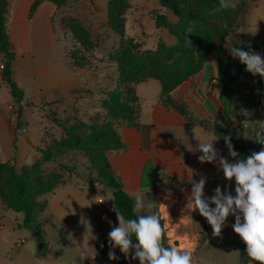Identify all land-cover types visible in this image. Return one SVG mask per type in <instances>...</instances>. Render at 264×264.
Returning a JSON list of instances; mask_svg holds the SVG:
<instances>
[{
	"label": "crops",
	"instance_id": "1",
	"mask_svg": "<svg viewBox=\"0 0 264 264\" xmlns=\"http://www.w3.org/2000/svg\"><path fill=\"white\" fill-rule=\"evenodd\" d=\"M37 1H8L7 33L15 56L11 70L13 81L24 94L22 119L27 124V130L25 133L18 131L9 106L20 105L13 99L2 78L0 160L15 165L19 171L29 169L42 160L39 150L41 143L48 142L52 137L58 141L64 136L61 127L50 125L47 116L51 112L60 121L103 112L100 99L88 92L87 78L81 76V72L71 71L65 55L57 49L59 38L54 19L58 7L50 1H43L31 13ZM108 1L104 6L106 16ZM237 1L247 5L243 24L226 41L233 39L234 46L258 53L264 58V0H233L235 6ZM154 8L155 5H151L150 9ZM141 34L143 31L132 36L126 33V36L136 38ZM0 58V61H5L3 54ZM218 59L217 54L211 55L199 74L171 92L173 101L183 109L169 107L163 102L158 81L136 84L139 109L137 126L117 124L116 131L124 148L107 152L110 166L121 181L123 191L134 202L137 193L143 195L144 202L153 192H157L158 196L166 195L174 203L171 218L187 223L185 233L198 239L201 237L203 216L198 210H193L194 205L188 201L192 187L190 181H198L201 175L207 178L205 197L213 196L218 185L234 196L235 181L226 180L215 163L199 162L197 157L202 153L190 151L189 148L195 149L197 139L207 141L220 137L214 141V146L221 156L232 162L223 137L231 135L235 151L240 147H250L258 128L256 121H264V105L253 112L245 111L255 92L253 82L249 76L241 73L240 68L244 64L238 58H233L225 45L220 52V60L228 65L230 74L237 80L233 95L223 100L219 83H212L214 78L218 79ZM262 148L264 145L260 144L258 151ZM240 158L245 159L242 154ZM56 161L79 170L85 167L88 175L65 176L64 181L51 193L39 198V201H46V207L39 216L44 243L48 246L45 255L39 257V243L28 240V234L32 232L20 228L22 213L7 209L0 197V264H114L94 250L97 241H109L102 238L103 233H100L98 226V207L104 202H98L97 195L106 187L98 182L93 183L97 172L81 152L68 151L53 162ZM53 162L45 163L43 167ZM84 212L95 214L92 224L81 220ZM194 217L199 218L196 231L193 227ZM90 228L96 239L88 235ZM181 228L177 230L178 235L183 233ZM215 237L211 229L200 247L203 242L207 243ZM22 239L25 243L15 249L16 243ZM197 253L194 254L193 264H199Z\"/></svg>",
	"mask_w": 264,
	"mask_h": 264
},
{
	"label": "trees",
	"instance_id": "2",
	"mask_svg": "<svg viewBox=\"0 0 264 264\" xmlns=\"http://www.w3.org/2000/svg\"><path fill=\"white\" fill-rule=\"evenodd\" d=\"M8 1L0 0V52L5 57V69L3 78L10 89L13 99L20 105L19 116H22V104L24 102L23 91L13 81L12 64L14 53L7 33V13ZM43 1H50L57 7L65 5L69 0H38L31 13ZM159 4L164 10H171L179 16V22L175 28L177 43L173 47L160 44L156 51L141 52L140 44L133 38H129L126 45L120 48L121 57L117 64V71L122 78L118 81L114 90L100 95L102 108L106 110L112 121H105L102 125H81L84 133L75 129L68 128L64 122H59L64 131V136L55 142L54 148L40 149L42 160L36 162L31 168L19 171L15 165L3 163L0 160V197L9 210L22 213L23 219L20 228L27 229L32 233L41 231L42 236L37 239L38 243H44L43 230L39 221V216L46 207V201H39L42 196L51 193L56 186L61 184L63 174L57 173L45 178L43 175V165L53 162L57 157L68 151H79L90 161L91 167L97 172L96 180L106 188L112 190L114 198V208L116 212L124 216L125 219H135L141 212H133L134 200L123 191V186L119 178L112 170L107 152L110 150H121L124 144L116 131L117 124L127 123L137 126L139 109L137 106V95L135 85L141 82L157 80L161 85V96L163 102L177 109H183L181 105L173 101L170 94L183 82L190 77L197 75L198 72L207 64L212 52H216L218 59L217 71L219 88L221 89L223 100L233 95L237 77L229 72L227 64L220 60V52L223 49L227 37L236 30L237 8L220 9L219 0L216 4L204 5L202 9H193L189 0H159ZM243 8L244 18L247 5L239 4ZM131 8L128 0H109L107 5V25L111 31L121 39L126 36V12ZM200 18L207 17L209 21H201ZM239 19V18H238ZM152 20L157 29L165 28L167 20L161 12L153 13ZM211 20H220L222 29L217 35V25ZM227 22V27L224 26ZM88 34L85 32L80 37V42L90 46ZM68 68L73 72H81L83 65L66 60ZM241 73L249 76L253 82L254 95L250 101L256 109L264 105V77L253 75L246 71L245 65L240 68ZM174 75V81L167 84L163 77ZM254 110V111H255ZM260 144L253 141L250 147H240L237 152L242 154L245 159L253 151H258ZM60 172L68 171L67 166H61ZM211 226L203 217V226L200 232L201 240L211 232ZM132 243L136 244L133 235ZM163 243L170 247L165 238ZM47 244L38 250L37 255L43 257L47 251ZM94 250L99 253L106 261L117 264H140L138 259H132L130 253L126 257L120 249L111 248L109 241H97ZM115 252L118 257L116 260L109 259V251ZM247 264V263H245Z\"/></svg>",
	"mask_w": 264,
	"mask_h": 264
},
{
	"label": "rangeland",
	"instance_id": "3",
	"mask_svg": "<svg viewBox=\"0 0 264 264\" xmlns=\"http://www.w3.org/2000/svg\"><path fill=\"white\" fill-rule=\"evenodd\" d=\"M131 8L126 12L124 18L126 22V33L128 35L138 34L143 31V34L133 38L137 41L140 46L139 50L141 52L156 51L160 44H164L167 47H173L177 43V38L175 37V28L179 22V16L171 11L164 10L159 4V0H128ZM105 2L107 0H69L65 5L58 7L57 13L54 19V25L57 29L59 45L57 47L59 53L65 55V59L70 60L75 63H80L83 65L80 75L88 80V92H92L96 95L97 99H100V95L114 90L118 81L122 78L117 71V64L121 57L120 48L122 44L126 45L129 41L127 36L121 39L117 34L113 33L109 26L107 25L106 9L104 8ZM190 6L193 9H202L204 5L216 4L218 0H189ZM241 1H237L235 8H237V19L235 20L236 27L242 26L243 24V8H240L239 4ZM151 5H155L154 9H150ZM140 7V9H139ZM157 11L161 12L167 20V24L163 29H157L154 27L155 23L152 20L153 13ZM239 18V19H238ZM200 22L205 20L209 21L207 17L200 18ZM213 24L217 25V35L220 34L222 25L220 20H211ZM137 26H136V25ZM236 28V29H237ZM88 34V40L90 46L84 45L80 42V37L84 33ZM159 34L162 40L158 41ZM133 35V36H134ZM216 54L212 52L211 55ZM210 55V56H211ZM1 56V52H0ZM210 58V57H209ZM1 60V58H0ZM204 68V67H203ZM202 68V69H203ZM202 71V70H201ZM200 71V72H201ZM199 74V72L197 73ZM79 75V74H78ZM3 78V73H0V80ZM167 84L174 81L175 76L167 75L163 77ZM157 81V80H156ZM159 82V81H158ZM15 107V111L18 114L19 107ZM9 106V107H10ZM102 106V104H101ZM103 110V108H102ZM255 107L252 101H249L245 107L246 112H253ZM24 110H22L23 112ZM27 111V110H26ZM10 114L11 111L9 110ZM23 114V113H22ZM50 120V125L60 127V120L56 117L54 113H50L47 116ZM21 121L27 126V124L20 117ZM105 121H112L108 116L106 110L98 114H93L91 116L85 117H69L64 122L68 128L75 129L80 133H84V129L81 125H102ZM32 124H30L31 128ZM62 128V127H61ZM51 135V133H48ZM56 140L55 137L49 138L48 142L41 143L40 149L54 148ZM65 166L60 164L59 161L49 163L43 167V175L45 178L51 176L52 174L62 173L61 183L64 181L65 176L76 174L79 176H87V169L83 167L82 169H77L73 166H67L68 171L60 172V167ZM93 180H96L94 178ZM97 183V182H96ZM98 184H100L98 182ZM166 196V195H165ZM98 198H102L104 204L100 205L98 211V221L99 230L102 234V238L109 240L108 234L112 227L118 226L117 212L114 208V198L113 193L104 188V190L99 191ZM160 195L157 192L151 193L147 198L145 204L148 202H153L154 207L148 209L145 207L141 210L143 215L151 214L153 212H158L160 215V221L164 228V238L170 247H175L179 251H189L185 249V242L189 240V233L187 231V223L182 226L183 233L180 235V242L182 246L180 247V242H173V237H168V230L165 229L164 214L167 211L173 210L174 203L172 199L165 198V202L168 203L167 206L159 201ZM165 205V206H164ZM94 213L84 212L81 220L83 222L94 221ZM109 221L111 223H109ZM199 222V218H193L194 231L197 230L196 223ZM235 223V217L229 216L226 221V225L222 229L220 236H216L211 241L207 243H200L203 241L201 237L198 239V244L196 249L192 252V262L194 259V254L197 253V260L199 264H245L241 261L240 250H241V238L233 231L232 225ZM24 229V228H21ZM27 230V229H24ZM29 231V230H27ZM172 234V233H170ZM27 235V234H26ZM29 239L36 241L32 234H28ZM37 248V246H36ZM38 250V248H37ZM94 252V250H93ZM247 264H258L259 262L251 260L248 257ZM116 264V263H114ZM193 264V263H192Z\"/></svg>",
	"mask_w": 264,
	"mask_h": 264
},
{
	"label": "clouds",
	"instance_id": "4",
	"mask_svg": "<svg viewBox=\"0 0 264 264\" xmlns=\"http://www.w3.org/2000/svg\"><path fill=\"white\" fill-rule=\"evenodd\" d=\"M230 7H235L233 0H219V8L213 9V12ZM224 26L227 27V22ZM225 47L233 58H238L246 65V71L264 77V58L260 54L234 46L233 39L226 41ZM256 123L258 128L253 140L264 145V121H256ZM219 138L214 137L207 141L196 138L198 144L195 149L189 148V150L202 153L197 157L199 162L215 163L226 180L234 179L235 195L233 196L230 191H223L218 185L214 189L213 196L205 197L207 178L201 175L198 181H190L192 187L188 201L194 205L193 210H198L207 220L213 230V236H220L227 218L230 215L234 216L233 231L246 244L248 257L259 264H264V148L258 152L253 151L246 159H241L231 143V135H225L223 137L225 145L229 156L233 158L230 162L221 156L214 146V141ZM135 201L133 212H140L145 207L148 209L154 207L153 202L145 204L140 193L136 194ZM117 220L118 226L112 227L108 234L109 244L113 249L118 247L126 257L134 252L131 258L138 259L140 264H192L191 251H179L175 247L164 245V228L158 212L139 215L135 219H125L117 212ZM87 233L91 239H96L92 235L91 228ZM133 235L136 244L132 243ZM108 256L110 260L118 259L112 250L109 251Z\"/></svg>",
	"mask_w": 264,
	"mask_h": 264
},
{
	"label": "built area",
	"instance_id": "5",
	"mask_svg": "<svg viewBox=\"0 0 264 264\" xmlns=\"http://www.w3.org/2000/svg\"><path fill=\"white\" fill-rule=\"evenodd\" d=\"M4 69H5V62L0 61V73H3ZM212 83L215 84V85H218L219 80L217 78H214L212 80ZM9 110L13 114V120H14L16 126H18V131L20 133H25L26 130H27V127L21 121L20 116H19V112L17 114L16 111H15V107H13V106H10ZM165 198H166V196L162 195V196H160L159 201L163 203V202H165ZM98 202L102 203L103 199L99 198ZM163 204H165L167 206L168 203L165 202ZM171 211L165 212L164 217H163L164 218V223H165V229L168 230V235L167 236L168 237H173L174 238L173 242H176V241L180 242V240H179L180 239V235H178L177 230L180 227H182L185 222L184 221L177 222V221L173 220L171 218ZM170 233H172V234H170ZM24 243H25L24 239L18 241V243H16V245H15V249H19ZM184 244L186 246L185 247L186 250L193 251V250L196 249V246L198 244V238L196 236H189V240L187 242H185ZM181 246H182V244L180 242V247Z\"/></svg>",
	"mask_w": 264,
	"mask_h": 264
},
{
	"label": "water",
	"instance_id": "6",
	"mask_svg": "<svg viewBox=\"0 0 264 264\" xmlns=\"http://www.w3.org/2000/svg\"><path fill=\"white\" fill-rule=\"evenodd\" d=\"M41 236H42L41 231H36L33 233V237L35 239H39ZM43 245L44 243H39L38 248L41 249ZM240 258L243 263H246L248 261V255L246 252V244L242 240H241Z\"/></svg>",
	"mask_w": 264,
	"mask_h": 264
}]
</instances>
